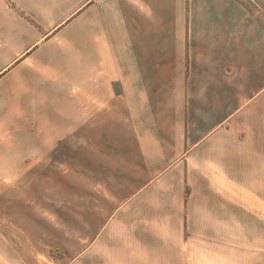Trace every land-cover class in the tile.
<instances>
[{
	"label": "crops",
	"instance_id": "crops-1",
	"mask_svg": "<svg viewBox=\"0 0 264 264\" xmlns=\"http://www.w3.org/2000/svg\"><path fill=\"white\" fill-rule=\"evenodd\" d=\"M15 1L34 33L0 0V80L58 41L85 56V92L39 105L37 167L24 142L6 155L21 165L11 168L17 196L30 197L31 178L53 196L60 223L44 222L54 238L39 242V264H264L257 15L240 0ZM47 146L59 147L52 189Z\"/></svg>",
	"mask_w": 264,
	"mask_h": 264
},
{
	"label": "rangeland",
	"instance_id": "rangeland-1",
	"mask_svg": "<svg viewBox=\"0 0 264 264\" xmlns=\"http://www.w3.org/2000/svg\"><path fill=\"white\" fill-rule=\"evenodd\" d=\"M9 5L13 8L11 15L17 10L26 19L24 22L29 28L28 36L32 38L34 27L30 24L34 25L36 21L29 10L21 9L15 0H10ZM11 15L9 19L14 18ZM45 19L46 23L50 22L48 14ZM19 40L17 46L28 42L25 37ZM85 77L84 53H77L66 43L58 41L51 48L41 47L34 55L22 56L0 80V264H39V242L45 241L48 236L54 238L52 234L46 235L44 222L50 220L60 223L57 214L47 208L53 203V196H40L37 191L38 181L32 180V175H29L30 180L24 181V187L30 188V197L16 195L22 187L18 186L13 191L9 189L13 179L11 168L15 169V175L21 165H7L6 155L11 151L12 144L21 150V142H24L25 149L31 152L26 160L30 161L29 169L32 173L33 167H37L34 163L39 158V105L43 106L44 99H52L57 93L85 92ZM49 135L42 134L46 136L47 142ZM58 150L59 147L46 148V158H50L46 165L47 189L54 186V181L49 178L51 172L55 167H60L49 163L53 161L51 153ZM42 156L45 157L44 154ZM58 183L63 184L62 195H66L62 199H65L69 195V177L67 181ZM57 199L58 203L62 200L59 194ZM55 252L60 254L59 250Z\"/></svg>",
	"mask_w": 264,
	"mask_h": 264
},
{
	"label": "trees",
	"instance_id": "trees-1",
	"mask_svg": "<svg viewBox=\"0 0 264 264\" xmlns=\"http://www.w3.org/2000/svg\"><path fill=\"white\" fill-rule=\"evenodd\" d=\"M249 10L257 15L259 20L264 26V13L259 10L256 4L252 0H240ZM260 14V15H259Z\"/></svg>",
	"mask_w": 264,
	"mask_h": 264
}]
</instances>
